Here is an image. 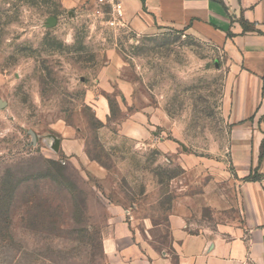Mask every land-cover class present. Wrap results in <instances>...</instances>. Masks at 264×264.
I'll return each instance as SVG.
<instances>
[{"label": "rangeland", "instance_id": "1", "mask_svg": "<svg viewBox=\"0 0 264 264\" xmlns=\"http://www.w3.org/2000/svg\"><path fill=\"white\" fill-rule=\"evenodd\" d=\"M229 65L188 30L141 32L124 5L0 0V264H123L129 231L159 251L174 186L208 179L185 168L225 141ZM61 125L83 156L62 154Z\"/></svg>", "mask_w": 264, "mask_h": 264}, {"label": "crops", "instance_id": "2", "mask_svg": "<svg viewBox=\"0 0 264 264\" xmlns=\"http://www.w3.org/2000/svg\"><path fill=\"white\" fill-rule=\"evenodd\" d=\"M62 1L76 9L97 0ZM121 1L127 19L141 32L188 30L222 50L231 77L229 130L218 156H192L185 168L188 177L202 168L209 178L180 179L174 186L178 194L159 251L133 241L130 231L124 234L123 264H264V0ZM119 83L137 108L132 119L145 123L146 97H134L129 84ZM60 133L62 154H85L76 130L61 125ZM208 209L215 223L200 216Z\"/></svg>", "mask_w": 264, "mask_h": 264}, {"label": "built area", "instance_id": "3", "mask_svg": "<svg viewBox=\"0 0 264 264\" xmlns=\"http://www.w3.org/2000/svg\"><path fill=\"white\" fill-rule=\"evenodd\" d=\"M101 4L110 5L115 11L122 13L123 5L119 0H98Z\"/></svg>", "mask_w": 264, "mask_h": 264}, {"label": "water", "instance_id": "4", "mask_svg": "<svg viewBox=\"0 0 264 264\" xmlns=\"http://www.w3.org/2000/svg\"><path fill=\"white\" fill-rule=\"evenodd\" d=\"M50 25H51V26H54V25H55V20H53V19L50 20Z\"/></svg>", "mask_w": 264, "mask_h": 264}]
</instances>
